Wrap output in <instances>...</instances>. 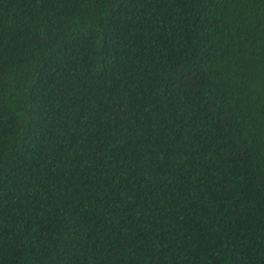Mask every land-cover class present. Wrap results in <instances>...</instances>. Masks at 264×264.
I'll use <instances>...</instances> for the list:
<instances>
[{"label":"trees","instance_id":"obj_1","mask_svg":"<svg viewBox=\"0 0 264 264\" xmlns=\"http://www.w3.org/2000/svg\"><path fill=\"white\" fill-rule=\"evenodd\" d=\"M0 264H264V0H0Z\"/></svg>","mask_w":264,"mask_h":264}]
</instances>
